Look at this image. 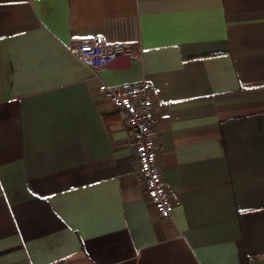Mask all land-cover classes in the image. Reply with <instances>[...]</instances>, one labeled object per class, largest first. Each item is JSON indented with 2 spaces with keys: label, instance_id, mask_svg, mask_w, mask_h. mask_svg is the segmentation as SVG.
<instances>
[{
  "label": "crops",
  "instance_id": "obj_1",
  "mask_svg": "<svg viewBox=\"0 0 264 264\" xmlns=\"http://www.w3.org/2000/svg\"><path fill=\"white\" fill-rule=\"evenodd\" d=\"M132 42L97 74L73 39ZM147 82L159 217L97 92ZM264 264V0H0V264Z\"/></svg>",
  "mask_w": 264,
  "mask_h": 264
},
{
  "label": "built area",
  "instance_id": "obj_2",
  "mask_svg": "<svg viewBox=\"0 0 264 264\" xmlns=\"http://www.w3.org/2000/svg\"><path fill=\"white\" fill-rule=\"evenodd\" d=\"M134 49L132 42L109 41L101 35L73 39L68 45V52L95 74L118 56L133 55ZM97 92L119 112L122 122L131 130L128 147L135 158L136 180L146 199L159 217L171 218L173 205L158 165L160 144L156 135L158 108L154 86L147 82H126L116 87L101 84Z\"/></svg>",
  "mask_w": 264,
  "mask_h": 264
}]
</instances>
